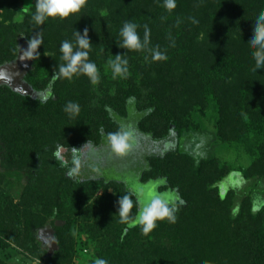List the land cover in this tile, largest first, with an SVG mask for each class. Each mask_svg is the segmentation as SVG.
<instances>
[{
  "label": "trees",
  "instance_id": "obj_1",
  "mask_svg": "<svg viewBox=\"0 0 264 264\" xmlns=\"http://www.w3.org/2000/svg\"><path fill=\"white\" fill-rule=\"evenodd\" d=\"M17 1L0 0V65L16 58L21 40L38 34L42 44L24 78L35 97L0 86V251L72 264L76 229L91 249V264L96 258L108 264H264V206L251 211L254 199L264 200V69L253 71L247 43L264 0H177L172 11L163 0H86L81 12L43 26L31 21L36 0L14 23ZM125 21L140 26L141 39L147 24L149 48L159 46L167 59L120 48ZM84 29L99 83L85 75L53 79L65 63L61 42ZM117 54H126L127 77H113L108 61ZM68 102L79 104L73 117L64 111ZM210 108L213 133L202 128ZM120 129L152 144L141 181L166 177V187L184 201L175 223L158 221L147 235L120 222L122 183L69 178L54 156L59 149L70 161L75 148L82 157ZM207 137L240 147L249 163L234 167L213 155L203 158L200 139ZM229 174L244 186L223 189ZM12 186L20 189L17 200ZM56 221L64 225L55 227ZM46 226L59 247L51 257L36 237Z\"/></svg>",
  "mask_w": 264,
  "mask_h": 264
},
{
  "label": "clouds",
  "instance_id": "obj_2",
  "mask_svg": "<svg viewBox=\"0 0 264 264\" xmlns=\"http://www.w3.org/2000/svg\"><path fill=\"white\" fill-rule=\"evenodd\" d=\"M86 4V0H36L35 12L31 16V21L43 26L49 18L66 19L73 14L81 12ZM163 7L172 11L177 7V0H163ZM193 24H198L199 21L195 17H189ZM252 33L248 38L247 43L253 49L251 56L255 62L254 72L259 69H264V9H261L252 19ZM140 26L132 21H125L119 31L121 42L119 47L122 49L141 51L147 50L151 54L153 61L166 60L167 55L159 49V46L149 48L150 28L147 24L143 25L144 36L141 39L137 29ZM74 41L64 40L60 45L62 60L65 63L58 66V71L53 79L64 77L72 79L74 76L85 75L93 84L99 83L100 73L97 65L89 60V51L92 44L89 40L88 30L84 29L83 34L79 31L73 33ZM42 40L36 34L29 40L28 50L23 52V57L33 59L38 55L37 49L41 46ZM175 46V42H172ZM109 66L112 69L113 77H127L129 61L126 54H117L114 59H109ZM51 95V92H49ZM79 104L68 102L64 111L70 117L75 116L79 112ZM106 144L111 149L112 153L124 156L133 150L135 147V139L131 131L120 129L115 132H109L105 137ZM71 160L67 161L61 155L59 149L54 153L56 159L60 162V166L65 168L66 175L69 178L76 177L81 168V150L71 148ZM93 171L99 172L98 168H93ZM239 176L240 173H235ZM232 182V174L223 181V184ZM246 181H241L239 184L232 182L233 187H240ZM167 178L150 181L146 184H134L129 188L123 196L117 201L118 216L121 223H127L128 228L139 226L141 231L147 235L157 228L158 221L167 220L169 223H175L177 220L176 213L179 206L184 201L179 196L177 190L166 187ZM164 189L163 191L161 189ZM264 206V200L256 198L252 202L253 213H257ZM137 209L135 216L130 215L133 208ZM239 204L233 209V215L239 212ZM125 229V231L128 230ZM94 264H108V261L103 258H96Z\"/></svg>",
  "mask_w": 264,
  "mask_h": 264
},
{
  "label": "rangeland",
  "instance_id": "obj_3",
  "mask_svg": "<svg viewBox=\"0 0 264 264\" xmlns=\"http://www.w3.org/2000/svg\"><path fill=\"white\" fill-rule=\"evenodd\" d=\"M33 3L34 0H18L14 11L15 16L12 19L13 22L20 24L23 21L25 15L21 11L25 10L29 12ZM21 41L23 42V40ZM215 118L216 115L211 108L205 110L204 114L202 115V128L204 130H207L209 133H213L215 130ZM130 131L132 132V134L134 133L133 130ZM133 137L136 142L135 147L131 152L124 156H119L112 153L111 149L106 144V141L101 142L98 147L91 148L87 152L83 153L81 168L76 178L93 180L103 179L106 181L120 182L124 185L126 190L137 183L146 184V182L141 181L140 177L141 172L145 168V163L143 162L144 156L150 151L147 146H151L152 144L150 143V141L147 142V140L138 136V134L136 135L134 133ZM212 139V137H207L205 140L200 139L205 154L203 153V151H197L196 153L198 155L203 153V158H207L213 155L216 158L221 159V161H224L234 167H240L244 164L249 163L247 158L244 156L245 154L243 153V150L240 147L229 146L227 148L226 146H222L216 143V141L213 142ZM93 168H98L99 172L97 173L93 171ZM237 177L239 178V176ZM238 178H235V176L232 175V182H235L237 184L240 183ZM25 182V179L21 181V183L23 184ZM232 182H229L228 184L222 183V188H235L232 186ZM243 186L244 185L242 184V186L240 187ZM10 192L11 197L17 200L20 192L19 187L12 186L10 188ZM73 236L75 237L77 244L75 248L76 256L73 258L72 264H91V249L88 246H83L84 237L77 234L76 229L73 230ZM37 241H39L38 238ZM24 257V260L20 258L19 261L15 260L14 253L11 250H7L6 252L0 251V261L7 264H41L37 259H34L32 257H28L27 259L26 255H24Z\"/></svg>",
  "mask_w": 264,
  "mask_h": 264
},
{
  "label": "water",
  "instance_id": "obj_4",
  "mask_svg": "<svg viewBox=\"0 0 264 264\" xmlns=\"http://www.w3.org/2000/svg\"><path fill=\"white\" fill-rule=\"evenodd\" d=\"M22 55L23 53L19 52L17 64H18V68L21 67L22 69L18 73L15 72L16 66L0 68V85L5 83L9 87H11L12 85L9 84L10 80H15V78L22 76L26 70H29L31 68V64H32L31 62L33 59H26ZM26 89H27L26 85H19V87H17L16 89L14 88L12 90L21 95H32L31 89L29 91H26ZM63 225L64 223L60 221H56L54 223L55 227H59ZM36 237L41 242L42 246L47 249L48 257L53 256V254L56 251H58L59 247L57 244V240L55 238V232L53 228L47 226L38 229L36 232Z\"/></svg>",
  "mask_w": 264,
  "mask_h": 264
},
{
  "label": "flooded vegetation",
  "instance_id": "obj_5",
  "mask_svg": "<svg viewBox=\"0 0 264 264\" xmlns=\"http://www.w3.org/2000/svg\"><path fill=\"white\" fill-rule=\"evenodd\" d=\"M28 47H29V43H27L26 41L23 40L20 41V44H19V51H18V54L19 52L23 53L24 51L28 50ZM18 54L16 56V58L10 62H7V63H4L2 65H0V68H4V67H12V66H16V73H18L19 71H21V67L18 68V64H17V61H18ZM27 59V57H25ZM33 61V60H32ZM32 63V62H31ZM23 67V66H22ZM31 67H32V64H31ZM31 68L29 70H26L25 73L22 75V76H19L18 78H15V80H10L9 81V84H11L12 86L9 87L7 84L3 83L1 85H7L10 89H16L17 87H19V85H26L27 86V89L26 91H29L31 89V87L29 86V84L24 80L26 74L28 73V71H30ZM12 81V82H11ZM0 85V86H1ZM31 92H32V95L31 96H34L33 94V91L31 89ZM35 97V96H34Z\"/></svg>",
  "mask_w": 264,
  "mask_h": 264
},
{
  "label": "crops",
  "instance_id": "obj_6",
  "mask_svg": "<svg viewBox=\"0 0 264 264\" xmlns=\"http://www.w3.org/2000/svg\"><path fill=\"white\" fill-rule=\"evenodd\" d=\"M19 256V257H18ZM14 258H15V260H19L20 261V258L22 259V260H24L25 259V257L23 256H21V255H16V254H14Z\"/></svg>",
  "mask_w": 264,
  "mask_h": 264
},
{
  "label": "built area",
  "instance_id": "obj_7",
  "mask_svg": "<svg viewBox=\"0 0 264 264\" xmlns=\"http://www.w3.org/2000/svg\"><path fill=\"white\" fill-rule=\"evenodd\" d=\"M85 252V251H84Z\"/></svg>",
  "mask_w": 264,
  "mask_h": 264
}]
</instances>
